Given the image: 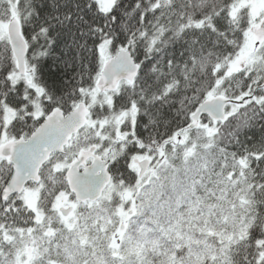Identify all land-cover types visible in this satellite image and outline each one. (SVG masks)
I'll return each mask as SVG.
<instances>
[{
  "label": "snow or ice",
  "instance_id": "1",
  "mask_svg": "<svg viewBox=\"0 0 264 264\" xmlns=\"http://www.w3.org/2000/svg\"><path fill=\"white\" fill-rule=\"evenodd\" d=\"M0 264H264V0H0Z\"/></svg>",
  "mask_w": 264,
  "mask_h": 264
}]
</instances>
